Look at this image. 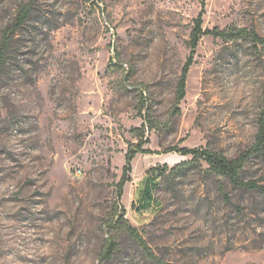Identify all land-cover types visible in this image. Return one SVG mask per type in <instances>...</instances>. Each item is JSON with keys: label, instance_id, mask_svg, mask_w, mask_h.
I'll return each instance as SVG.
<instances>
[{"label": "rangeland", "instance_id": "rangeland-1", "mask_svg": "<svg viewBox=\"0 0 264 264\" xmlns=\"http://www.w3.org/2000/svg\"><path fill=\"white\" fill-rule=\"evenodd\" d=\"M203 2L205 30L246 34L202 38L177 109ZM23 6L30 17L0 69V264H155L110 227L122 209L165 263L264 264V192L171 151L233 160L255 146L264 0H0V48ZM131 146L153 153L136 156L118 203ZM148 176L154 209L140 212ZM241 177L264 187V152Z\"/></svg>", "mask_w": 264, "mask_h": 264}, {"label": "trees", "instance_id": "trees-1", "mask_svg": "<svg viewBox=\"0 0 264 264\" xmlns=\"http://www.w3.org/2000/svg\"><path fill=\"white\" fill-rule=\"evenodd\" d=\"M31 13V7L23 6L19 12V16L16 19V23L12 28L5 31L3 36L2 46L0 48V69L3 68L7 63V57L10 51V46L12 42V38L15 34V31L22 27L29 19ZM206 13L205 2H203V7L198 15V17L194 20V29L191 34L190 40V55L183 67L182 75L180 77L178 83V92H177V101L176 107L179 109L182 101L186 98V88H187V79L190 72L191 67L195 63V56L198 49V46L204 36H213L216 38H231L243 36L246 34L245 30L242 29H231L220 31L218 29L214 30H205L204 25V16ZM256 38L257 36L254 35ZM260 42L263 40L258 39ZM264 120V119H263ZM260 132L257 137V142L255 146L242 154L239 158L230 160L226 156L220 153H216L207 148H174L171 151L175 152L181 156L187 157L191 156L193 158L194 166H200L202 162L206 163L210 170L219 175L224 176L230 180V182L237 188L247 189L251 191H261L264 192V187L259 186L257 182H246L241 177V172L250 159V157L254 154H259L264 152V121L260 123ZM140 153H153L151 151L143 150L142 147H136L134 149L132 146L129 148L126 154V164L123 168L122 178L117 185L118 189V203H120L123 195L124 189L128 183L132 181L131 174L133 172V161L136 156ZM167 167V166H166ZM176 170V168L172 169V171ZM146 188L145 191L140 195L139 201H141L142 209H148L151 206L152 201L154 200L153 193L157 188L156 177L148 176L145 180ZM122 213L118 211L115 212V217L113 224L110 227L121 230L131 237L135 238L140 242V244L144 247L145 250L148 251L149 256L152 257V261L155 264H168L160 259L155 258L153 254L150 252L148 247L146 246V242L140 236L139 231L136 227H134L130 221L126 218V210L122 209ZM117 249V245L114 240H109L106 249L103 252V257L107 260H110L114 255Z\"/></svg>", "mask_w": 264, "mask_h": 264}, {"label": "crops", "instance_id": "crops-1", "mask_svg": "<svg viewBox=\"0 0 264 264\" xmlns=\"http://www.w3.org/2000/svg\"><path fill=\"white\" fill-rule=\"evenodd\" d=\"M138 201H139V198H138ZM141 205H142V203H141V201H139V211H140V212H143V211L145 210L146 212H148V211L154 209V200L152 201L151 206L148 207V209H144V210H143L142 207H141Z\"/></svg>", "mask_w": 264, "mask_h": 264}]
</instances>
